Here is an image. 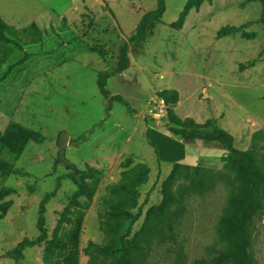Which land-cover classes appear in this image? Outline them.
Segmentation results:
<instances>
[{
    "label": "rangeland",
    "instance_id": "obj_1",
    "mask_svg": "<svg viewBox=\"0 0 264 264\" xmlns=\"http://www.w3.org/2000/svg\"><path fill=\"white\" fill-rule=\"evenodd\" d=\"M189 1L167 0L153 35L130 46V68L107 85L128 105L114 102L109 112L98 74L114 72L120 46L157 0L83 2L40 31L8 33L22 50L0 40V78L30 54L0 84V135L10 140L23 128L39 139L15 153L0 145V161L7 165L0 169V264H64L60 241L71 227L66 216L86 200L94 170L98 185L81 227L80 264H109L92 244L110 245L111 227L122 233L130 221L111 218L112 206L136 204L131 212L141 211L126 238L134 242L149 213L163 204L164 184L178 164L191 168L178 169L175 191L194 178L193 167L210 169L215 178L202 195L185 197L174 237L168 231L166 238L157 236L146 264H203L228 248L220 226L242 181L221 146H183L167 132V106L157 93L178 90L180 118L216 122L264 171V8L262 0H210L191 8L181 23ZM224 27L237 32L219 38ZM63 132L69 137L67 162L59 160ZM58 180L61 187L47 205V239L16 257L20 243L40 236V203ZM259 201L260 219L250 234L254 264H264V189Z\"/></svg>",
    "mask_w": 264,
    "mask_h": 264
},
{
    "label": "trees",
    "instance_id": "obj_2",
    "mask_svg": "<svg viewBox=\"0 0 264 264\" xmlns=\"http://www.w3.org/2000/svg\"><path fill=\"white\" fill-rule=\"evenodd\" d=\"M206 1L210 0H190L181 16L180 22L183 23L191 8L195 7L198 9ZM262 4L264 8V0H262ZM166 10L167 0H157L156 7L144 13L141 17L135 34L120 46L119 59L114 72L98 74L97 84L100 93L106 99L108 112L112 109L114 102L128 105L121 95H113L107 88L109 78L115 75H122L130 68V46L146 42L153 35L156 26L162 21ZM30 28L40 31L35 23ZM13 30L0 17V40L12 43L19 50H22L21 44L7 37L8 33H11ZM23 30L25 31L26 29ZM236 32V29L233 27H224L218 32V37L223 38ZM243 36L244 38H251L246 33ZM29 56L30 54L25 53L20 61L10 65L0 78V84L16 68L21 67L28 60ZM157 95L160 99L164 100L167 106L169 120L167 132L184 144L221 146L229 154V164L239 176L240 181H242V188L231 200L229 211L224 215L220 226V234L229 242V246L226 250L219 251L211 261L204 262L203 264H254L255 260L250 234L260 219V214L258 213V209L260 208L259 196L261 190L264 189V171L255 160L253 153L248 150L238 149L235 146L234 136L219 128L216 122L199 123L192 117L180 118L175 112V107L180 102V92L178 90L166 89L158 92ZM29 141L39 142V139L36 135L31 134L23 128H18L17 131H14L10 140L2 138L0 135V145H6L14 153L20 152L24 144ZM5 166H7L6 163L0 161V169L6 170ZM179 168L190 170L191 167L176 165L173 176L164 184L163 204L149 213L143 229L137 235L134 242L126 241V238L131 235L133 223L141 216V211L137 212L136 215L131 212L136 204L123 203L113 205L109 212L111 218H120L122 223L130 221L122 233H119L115 228L112 229V226L111 244L105 247L92 244L93 251L106 259H111L109 264H146L147 251L151 248L157 236L166 238V231H168V234H171L170 237L173 238L174 225L178 223L184 211L185 197L187 195H202L215 178L212 176V170H205L198 166L193 167L194 178L180 185L177 191H175V178ZM90 177L93 181L85 185L86 200L77 202L75 209L66 216V221L71 227L66 235V239L60 241L64 255V264H80L79 244L81 227L85 211L89 209L98 185L95 170L91 172ZM60 187L61 180H58L55 189L46 193L40 203L37 221L40 236L36 240L26 239L20 243L13 252L16 257L20 258L27 248L41 244L47 239V205L56 197ZM117 227H122V225H118ZM180 260L181 262L183 261L182 258Z\"/></svg>",
    "mask_w": 264,
    "mask_h": 264
},
{
    "label": "crops",
    "instance_id": "obj_3",
    "mask_svg": "<svg viewBox=\"0 0 264 264\" xmlns=\"http://www.w3.org/2000/svg\"><path fill=\"white\" fill-rule=\"evenodd\" d=\"M88 1L93 0H0V17L14 30L30 28L33 23L40 29L54 17H68Z\"/></svg>",
    "mask_w": 264,
    "mask_h": 264
},
{
    "label": "water",
    "instance_id": "obj_4",
    "mask_svg": "<svg viewBox=\"0 0 264 264\" xmlns=\"http://www.w3.org/2000/svg\"><path fill=\"white\" fill-rule=\"evenodd\" d=\"M68 141H69V137L66 135L65 132H63L61 135H60V138H59V142H58V145H59V160L61 161H66V148L68 146Z\"/></svg>",
    "mask_w": 264,
    "mask_h": 264
},
{
    "label": "built area",
    "instance_id": "obj_5",
    "mask_svg": "<svg viewBox=\"0 0 264 264\" xmlns=\"http://www.w3.org/2000/svg\"><path fill=\"white\" fill-rule=\"evenodd\" d=\"M162 100V99H161ZM162 104H163V106H165L166 104H165V102H164V100H162ZM161 111H163V110H161Z\"/></svg>",
    "mask_w": 264,
    "mask_h": 264
}]
</instances>
